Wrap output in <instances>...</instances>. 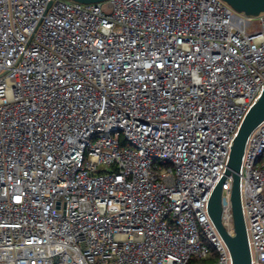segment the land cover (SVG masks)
I'll return each instance as SVG.
<instances>
[{"label":"built area","instance_id":"obj_1","mask_svg":"<svg viewBox=\"0 0 264 264\" xmlns=\"http://www.w3.org/2000/svg\"><path fill=\"white\" fill-rule=\"evenodd\" d=\"M263 84L264 11L0 0V264H232L207 205ZM237 173L264 264V118Z\"/></svg>","mask_w":264,"mask_h":264},{"label":"water","instance_id":"obj_2","mask_svg":"<svg viewBox=\"0 0 264 264\" xmlns=\"http://www.w3.org/2000/svg\"><path fill=\"white\" fill-rule=\"evenodd\" d=\"M82 3L100 2L103 0H73ZM233 10L242 12L246 15L256 16L264 11V0H224ZM264 118V84L262 91L256 101L250 106L242 119L236 135L233 138L227 167L224 175L216 183L212 194L208 200V214L217 228L219 234L225 241L231 258L232 264H250V254L246 239L243 216L241 212L238 169L241 161L243 148L246 138L251 130ZM226 175H231L232 184L230 188V202L233 219V234L227 232L221 221L220 194L221 184Z\"/></svg>","mask_w":264,"mask_h":264}]
</instances>
